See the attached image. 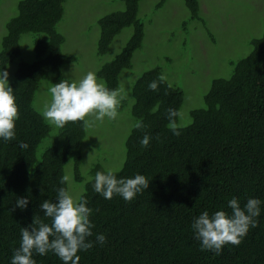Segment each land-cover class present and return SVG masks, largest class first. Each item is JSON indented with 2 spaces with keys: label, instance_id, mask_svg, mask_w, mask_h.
I'll return each instance as SVG.
<instances>
[{
  "label": "trees",
  "instance_id": "1",
  "mask_svg": "<svg viewBox=\"0 0 264 264\" xmlns=\"http://www.w3.org/2000/svg\"><path fill=\"white\" fill-rule=\"evenodd\" d=\"M66 0H22L17 12L5 24L0 48V70L19 55L22 34H34L33 61H21L9 86L14 91L19 118L16 138H0V264H10L21 242V228L33 218L51 223L39 205L56 201V189L67 190L64 167L70 163L75 182H82L80 170L83 122L53 128L35 106L42 83L50 86L66 79L61 68L75 61L61 50L63 35L56 25L63 16ZM124 9L98 20L100 35L97 55H104L112 40L124 28L132 33L113 59L96 71L109 89H118L122 70L131 68L135 51L142 46L144 22L137 17L141 0H122ZM191 21L207 29L198 0H183ZM165 0H160L156 9ZM186 22L183 24L185 26ZM208 32H210L208 30ZM212 39L211 34H208ZM249 53L229 61L231 71L214 78L203 97L204 106L189 111L190 121L179 125V136L167 127V109L179 112L183 91L165 79L160 67L144 71L133 82L131 116L145 125L131 128L125 138V157L117 179L144 175L147 190L131 202L119 195L104 199L93 188L97 171L108 172L100 163L89 168L83 196L92 210L90 221L93 247L79 251V264H264V32L250 41ZM153 80L158 90L148 87ZM178 117H175L178 123ZM152 139L147 148L140 140ZM23 141L27 149L18 145ZM28 197L26 208H15L16 200ZM237 198L241 208L248 198L261 201L257 226L250 227L238 246L226 244L221 254L201 251L191 225L203 211L212 215L223 210L231 215L228 201ZM106 237L104 244L96 236ZM36 264H63L52 252L33 253ZM70 264V262H69Z\"/></svg>",
  "mask_w": 264,
  "mask_h": 264
},
{
  "label": "rangeland",
  "instance_id": "2",
  "mask_svg": "<svg viewBox=\"0 0 264 264\" xmlns=\"http://www.w3.org/2000/svg\"><path fill=\"white\" fill-rule=\"evenodd\" d=\"M22 0H0V48L5 34V24L17 12ZM141 0L137 17L144 22V39L131 60V68L119 75L118 89H122L119 115L115 120L107 117L103 122L88 117L91 126L86 127L82 143L80 170L84 179L75 182L70 163L64 167L68 177L67 191L78 199L89 179V168L100 163L108 171L119 170L125 157L124 142L135 119L131 116L133 99L131 87L144 71L160 67L169 84L183 91L178 125L189 123V111L203 107V97L214 78L226 76L232 69L229 61L245 57L251 47L250 41L264 32V0H198L200 15L207 29L199 22L191 21L183 0ZM63 16L56 30L63 37L61 50L73 55L75 61L62 66V75L71 82H79L88 72H94L120 52L131 36L132 29L124 28L114 37L107 52L97 55L100 35L98 20L115 11L124 9L122 0H66ZM186 22L185 26L183 25ZM208 30L210 32H208ZM211 34L212 39L208 34ZM34 34H22L19 39V55L5 70L9 82L21 61H33ZM98 81L101 79L98 78ZM44 82L35 97V106L43 110L51 100L49 88ZM49 122V121H48ZM51 127L56 128L51 124Z\"/></svg>",
  "mask_w": 264,
  "mask_h": 264
},
{
  "label": "clouds",
  "instance_id": "3",
  "mask_svg": "<svg viewBox=\"0 0 264 264\" xmlns=\"http://www.w3.org/2000/svg\"><path fill=\"white\" fill-rule=\"evenodd\" d=\"M9 73L0 70V138L12 141L16 138L15 122L19 118V109L16 104L14 91L9 86ZM160 82L166 77L161 75ZM151 91L158 90V82L153 80L148 85ZM122 89H109L106 82L98 81L94 72H88L78 83L62 79L49 88L51 100L42 110L43 117L57 127H64L67 123L83 122L85 127H90L88 117L103 122L105 117L109 120L117 119L120 106ZM181 115L175 109H167V127L174 135L179 136L180 127L175 117ZM133 128L143 129L145 125L137 120ZM152 138L145 134L140 140V145L147 148ZM22 150L28 145L23 141L18 145ZM68 180L65 176L61 184ZM150 182L141 174L133 178H120L108 171L106 174L97 171L94 177V191L104 199H112L119 195L126 202H131L138 193L147 190ZM56 201L44 200L40 205L44 216L51 223H44L38 218H33L32 224L21 228V242L15 249L10 264H36L33 253L45 256L52 252L63 264H79V251H87L93 247L88 237L93 235L94 225L90 221L92 210L87 207L88 201L83 197L74 199L63 187L56 189ZM29 203L28 197L16 200L15 208L24 209ZM261 201L257 198H248L241 208L237 198L228 201L231 215L223 210L215 211L209 215L203 211L194 219L191 228L194 238L200 241L201 251H212L221 254L226 244L238 246L242 238L248 233L250 227L257 226L256 218L260 216ZM96 242L104 244L106 237L103 234L96 236Z\"/></svg>",
  "mask_w": 264,
  "mask_h": 264
}]
</instances>
